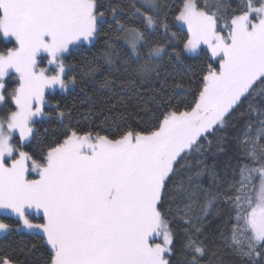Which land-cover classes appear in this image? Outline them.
Segmentation results:
<instances>
[{
  "label": "snow or ice",
  "instance_id": "snow-or-ice-1",
  "mask_svg": "<svg viewBox=\"0 0 264 264\" xmlns=\"http://www.w3.org/2000/svg\"><path fill=\"white\" fill-rule=\"evenodd\" d=\"M0 40V264H264V0H0Z\"/></svg>",
  "mask_w": 264,
  "mask_h": 264
},
{
  "label": "trees",
  "instance_id": "trees-1",
  "mask_svg": "<svg viewBox=\"0 0 264 264\" xmlns=\"http://www.w3.org/2000/svg\"><path fill=\"white\" fill-rule=\"evenodd\" d=\"M175 3H179V0H174ZM175 30V29H174ZM184 31H186L184 29ZM103 45V37L100 40V44L97 45L96 49H93V52H96ZM6 46H11L6 44L3 40H0V51L4 50ZM170 71L175 72H183L185 69L177 66L175 69H172L169 66ZM91 95V93H89ZM124 96L123 93L120 96H116L110 100L105 101L103 97L96 96L94 97L95 103L93 104L90 101H86V97L82 93H79V90H76V94L68 95L67 93L57 92L52 93L49 96V100L54 105L56 101H60L62 106H66L67 109L71 110L73 115L72 124L73 126L79 125L82 131H87L89 129H94L96 131H101L102 134L107 132H111L112 118L116 116L115 110L111 109L112 105H117L119 107V101ZM91 109V111H90ZM134 123V122H133ZM48 127L47 124L44 125ZM231 153L228 154L230 156ZM228 156H219L216 158V162L219 165L220 170H223L224 165L229 162ZM208 163L211 165L213 163V159L209 158ZM231 163H235V160H232ZM0 220L8 223H14L15 218L10 215L0 214ZM222 222V218H212L211 223L209 224L208 231L213 232L216 227ZM16 244H20L21 246L27 244L29 247L33 243H37L32 237L31 234L28 233H15L12 237L9 238ZM5 234L0 233V243H5ZM34 259L38 260L39 264H43V258L40 252H36ZM227 260L228 257H225Z\"/></svg>",
  "mask_w": 264,
  "mask_h": 264
},
{
  "label": "rangeland",
  "instance_id": "rangeland-1",
  "mask_svg": "<svg viewBox=\"0 0 264 264\" xmlns=\"http://www.w3.org/2000/svg\"><path fill=\"white\" fill-rule=\"evenodd\" d=\"M186 30V29H185ZM203 47V46H202ZM45 66H47L46 65V62H45ZM59 91V90H58ZM34 175V174H33ZM0 214H4V215H10V214H6V213H3V212H0ZM11 216V215H10ZM12 217H14V216H12ZM15 218V217H14Z\"/></svg>",
  "mask_w": 264,
  "mask_h": 264
}]
</instances>
